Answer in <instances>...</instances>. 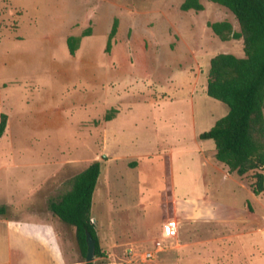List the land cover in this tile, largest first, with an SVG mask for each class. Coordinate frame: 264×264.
I'll return each mask as SVG.
<instances>
[{
  "label": "rangeland",
  "instance_id": "374dc122",
  "mask_svg": "<svg viewBox=\"0 0 264 264\" xmlns=\"http://www.w3.org/2000/svg\"><path fill=\"white\" fill-rule=\"evenodd\" d=\"M182 1L0 0V166L13 165L0 202L53 223L68 263L84 258L48 202L107 155L89 210L102 253L92 264H264V191L250 192L251 172L199 177L216 160L198 135L227 112L205 94L209 59L243 57L241 39L220 41L207 24L239 27L220 5L180 11ZM69 36L79 38L73 55ZM166 220L176 234L153 252Z\"/></svg>",
  "mask_w": 264,
  "mask_h": 264
},
{
  "label": "trees",
  "instance_id": "16d2710c",
  "mask_svg": "<svg viewBox=\"0 0 264 264\" xmlns=\"http://www.w3.org/2000/svg\"><path fill=\"white\" fill-rule=\"evenodd\" d=\"M226 8L236 20L239 31L232 32L227 22L208 23L207 27L220 40H242L243 57L218 53L209 59L205 94L227 107L226 114L213 126L198 135L211 140L214 159L227 168L228 173L241 177L251 172L250 192L257 196L264 191V0H207ZM180 11L202 10L198 0H183ZM112 20L105 42V52L116 31ZM87 31L83 36H86ZM79 38L65 40L67 52L73 55ZM109 120L108 118L106 121ZM6 116L0 114V136ZM102 164L92 161L69 181V189L56 201L48 203L50 213L74 229V240L84 258L86 235L94 241V257H101L95 230L89 215L92 193ZM5 207L0 206V215ZM92 264V263H83Z\"/></svg>",
  "mask_w": 264,
  "mask_h": 264
},
{
  "label": "crops",
  "instance_id": "0c3cea01",
  "mask_svg": "<svg viewBox=\"0 0 264 264\" xmlns=\"http://www.w3.org/2000/svg\"><path fill=\"white\" fill-rule=\"evenodd\" d=\"M1 96L2 95H0V98ZM112 119H115V117ZM6 121H7V117H6ZM5 130H6V122H5L4 131L0 136V138L5 133ZM1 155L4 156L5 161L6 160L11 161L12 159L11 152H2ZM105 156L107 155H103L104 163L102 166V171H104L105 165L110 159V158L105 159ZM131 157L137 158L136 156H131ZM142 157L148 158L150 156L145 154ZM200 157H201L200 166L203 170L207 166H205L202 162V160H205L203 158L204 156L200 155ZM112 159L116 161L115 160L116 158H112ZM216 162H214L213 165H211V167H207V169H205V172L203 170L202 173L199 175L202 182L206 181L208 178L212 179L217 173H220L223 179H226L225 175L232 176L234 174V173H228L227 168L223 164ZM139 164L140 161H137L136 169H139L140 166ZM12 166L13 165H11L10 167L9 164L4 165L2 167L0 166V192L4 191L3 189L5 188V185H7L8 187L9 183L7 179L8 178L10 179L9 170L13 168ZM2 169H5L3 175L1 172ZM208 169L211 170L209 171ZM224 170H226L225 172L227 173H225ZM108 184L109 182L107 183V186ZM241 185L244 186V184ZM30 189L33 190L32 186L30 187ZM0 206L5 207L4 214L0 215V264H73V263H68L65 260V256L59 241V237L53 223L46 220L36 221L35 218L36 216L34 217L32 216V214L26 218L24 217L21 218L13 214L10 215L9 211L11 210L13 205L9 201L7 202V200L2 203L0 202ZM226 207L229 208V206ZM53 217L56 219L58 223L62 224V222L59 221L55 216ZM163 223H161V226ZM159 233H160V229L157 232V236H159Z\"/></svg>",
  "mask_w": 264,
  "mask_h": 264
},
{
  "label": "built area",
  "instance_id": "2783aa9c",
  "mask_svg": "<svg viewBox=\"0 0 264 264\" xmlns=\"http://www.w3.org/2000/svg\"><path fill=\"white\" fill-rule=\"evenodd\" d=\"M177 225L172 220H166L161 228L159 233V240L153 242V252H159L161 250L160 240H167L175 236ZM153 252H146L142 255V258L151 259L153 256Z\"/></svg>",
  "mask_w": 264,
  "mask_h": 264
},
{
  "label": "water",
  "instance_id": "95a60500",
  "mask_svg": "<svg viewBox=\"0 0 264 264\" xmlns=\"http://www.w3.org/2000/svg\"><path fill=\"white\" fill-rule=\"evenodd\" d=\"M93 250H94V241L91 239L89 235H86V250H85L83 263L92 262L94 258Z\"/></svg>",
  "mask_w": 264,
  "mask_h": 264
}]
</instances>
